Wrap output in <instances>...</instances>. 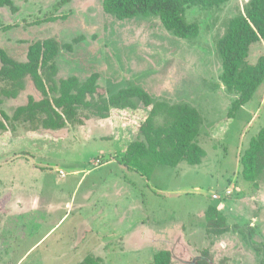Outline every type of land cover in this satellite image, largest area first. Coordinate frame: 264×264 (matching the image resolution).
I'll list each match as a JSON object with an SVG mask.
<instances>
[{"label":"rangeland","instance_id":"374dc122","mask_svg":"<svg viewBox=\"0 0 264 264\" xmlns=\"http://www.w3.org/2000/svg\"><path fill=\"white\" fill-rule=\"evenodd\" d=\"M13 1L17 12L0 9V29L15 27L0 32L1 49L24 61L32 42L54 38L72 45L60 53L57 80L85 82L97 74L110 96L138 87L153 103L197 109L207 156L199 166L157 165L147 178L124 161L128 145L141 139L131 112L114 111L109 120L83 114V125L60 131L17 124L0 137V264H81L88 257L153 264L164 250L173 264L204 256L215 264H264V173L254 186L240 165L264 128V83L230 118L237 97L221 82L217 49L250 0L187 8V22L200 27L194 39L175 36L155 15L119 20L104 11L103 0ZM55 16L64 18L45 22ZM262 55L264 40L251 49L249 63ZM29 97L42 98L30 78L0 110L12 116ZM213 210L226 218L229 233H208L206 214Z\"/></svg>","mask_w":264,"mask_h":264},{"label":"trees","instance_id":"16d2710c","mask_svg":"<svg viewBox=\"0 0 264 264\" xmlns=\"http://www.w3.org/2000/svg\"><path fill=\"white\" fill-rule=\"evenodd\" d=\"M229 1L103 0V8L119 20L140 15L158 16L165 28L175 36L194 39L199 36L200 27L197 23L187 22L184 16L186 9H214ZM3 8L18 11L13 0H0V9ZM61 18L50 17L45 22L54 23ZM14 29V25H7L0 32ZM263 40L264 0H250L246 14L230 21L226 35L217 45L222 62L221 82L229 93L237 97L232 103L230 118H235L253 100L264 83V55L259 57L256 64H250L248 60L251 49ZM63 48L71 50L72 45H63L54 38L34 41L28 46L24 61L17 60L7 50L0 48V107L4 100L20 97L26 90L28 78L42 96L40 100L29 97L27 105L19 106L12 116L0 110V137L14 131L17 124L35 130L60 131L70 125H83V114H88L86 119L92 116L109 120L114 111H125L132 113L133 123L137 120L141 138L128 145L124 154L126 164L151 178L157 165L177 167L203 163L207 153L199 143L203 121L197 109L184 104L153 103L150 95L138 87L122 89L110 96L108 90L97 85V74L85 82L76 77L57 80L58 58ZM135 99L149 110L144 112L139 109ZM240 165L243 179L258 186V180L264 173V128L243 152ZM206 219L209 234L223 236L229 233L226 218L219 211H209ZM81 264H100V260L88 257ZM153 264H173L172 253L167 250L157 252ZM195 264L215 263L204 256L197 259Z\"/></svg>","mask_w":264,"mask_h":264},{"label":"crops","instance_id":"0c3cea01","mask_svg":"<svg viewBox=\"0 0 264 264\" xmlns=\"http://www.w3.org/2000/svg\"><path fill=\"white\" fill-rule=\"evenodd\" d=\"M9 32H10V31H9ZM13 205H15V207H18V206H17V203L15 202V200H14V202H13ZM68 206H71V204L68 203V204H67V207H68ZM68 210L70 211L71 209L68 208ZM24 213H25V212H24ZM22 214H23V213H22Z\"/></svg>","mask_w":264,"mask_h":264},{"label":"built area","instance_id":"2783aa9c","mask_svg":"<svg viewBox=\"0 0 264 264\" xmlns=\"http://www.w3.org/2000/svg\"><path fill=\"white\" fill-rule=\"evenodd\" d=\"M62 176H64V174L61 172Z\"/></svg>","mask_w":264,"mask_h":264}]
</instances>
